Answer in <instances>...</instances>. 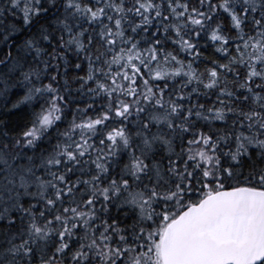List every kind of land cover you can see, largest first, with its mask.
<instances>
[{
	"label": "snow or ice",
	"instance_id": "6c2138e0",
	"mask_svg": "<svg viewBox=\"0 0 264 264\" xmlns=\"http://www.w3.org/2000/svg\"><path fill=\"white\" fill-rule=\"evenodd\" d=\"M0 264H264V0H0Z\"/></svg>",
	"mask_w": 264,
	"mask_h": 264
}]
</instances>
